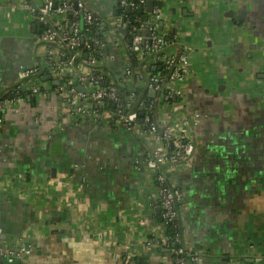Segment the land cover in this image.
I'll use <instances>...</instances> for the list:
<instances>
[{
	"label": "crops",
	"instance_id": "crops-1",
	"mask_svg": "<svg viewBox=\"0 0 264 264\" xmlns=\"http://www.w3.org/2000/svg\"><path fill=\"white\" fill-rule=\"evenodd\" d=\"M17 2L0 0V101L22 81L23 68H46L62 57L61 49L42 40L38 24L14 7ZM85 2L104 19L114 5ZM225 3L214 18L213 9ZM227 10L236 11L234 18L224 17ZM162 12L166 38L177 40L157 55L183 52L190 70L176 84L180 95L156 94L155 119L177 128L183 115L201 114L190 131L193 154L167 169L169 183L183 196L184 242L203 264L233 246L248 248V258L264 264V0H166ZM106 41L100 68L110 81L125 93L137 88L151 96L150 66L138 65L143 81L135 75L125 84L126 52L108 34ZM52 76L66 84L63 75ZM38 85L41 94L20 97L2 113L0 248L21 244L28 251L14 262L0 256V264H124L127 257L130 264H156L161 253L148 236L161 223V210L156 214L154 172L143 163L155 140L116 127L108 111L85 117L70 111L53 82L23 84ZM213 226L222 234L208 235Z\"/></svg>",
	"mask_w": 264,
	"mask_h": 264
},
{
	"label": "built area",
	"instance_id": "built-area-1",
	"mask_svg": "<svg viewBox=\"0 0 264 264\" xmlns=\"http://www.w3.org/2000/svg\"><path fill=\"white\" fill-rule=\"evenodd\" d=\"M9 1L13 4L15 0ZM118 1L119 4H117ZM149 1H154L156 4L160 0H112L113 4H117L116 10L119 14L116 15L111 10L110 16L105 19L89 10L85 0H62L60 4L56 5V8L54 0H45L43 3L18 0L14 7L19 8L28 19L45 28L41 32L43 41L61 49L62 57L59 63L56 64L51 60L46 68H49L52 74L63 75L70 80V83L54 87V92L57 95L67 98L70 111L82 117L90 114L94 116L99 111H104L106 104H113L114 111L108 112L110 120L116 127L136 131L155 140V147L148 152L143 163L154 172L157 189L156 202L161 210L162 222L151 230L153 239H148L149 245L155 244L166 250L161 254L156 264H203L201 254L188 247L184 242V232L179 216V209L183 202L182 192L178 188L172 187L167 178V169L187 163L193 154L194 143L190 131L199 125L201 114L183 115L180 119L181 126L177 128L172 125H162L155 119V99L137 100L139 95L136 94L135 89H131L128 92L129 95L125 94L124 96L122 84L120 86L116 82H111L107 73L100 68L102 50L108 43L106 41L108 34L111 36L112 42L120 43L126 52L128 66L125 70V84L133 83L132 79L135 75L139 81L144 80L138 67L134 68L131 65L129 55L131 52L137 60V65L144 63L147 68L152 65L154 68L161 67L163 70L155 75L148 74L147 87L150 90L156 94L160 92L166 94L167 91H171L168 92L169 96L171 94L180 95L176 84L184 81L189 73V57L183 52L157 55L166 50L173 42L175 43L177 37L171 41L159 33L158 24H149V21L144 20L145 12L134 18L130 16L132 13L145 9ZM127 10L130 11L129 14ZM160 16L161 12L155 6L151 18L159 20ZM126 27H129L128 34L124 36L119 32V29ZM94 30H97L95 34H93ZM143 31L147 32L145 37L141 35ZM86 33L91 34L92 37L88 38ZM101 34L104 40H102ZM129 35L131 40L125 41ZM153 55L157 56L153 58L152 64H147L146 60ZM39 74L38 66L25 67L20 72V79L24 80ZM35 81L40 83V79H35ZM26 82L17 86L12 97L0 101V138L4 124L3 111L23 97L21 94L33 96L42 92L39 85L26 89L23 86ZM78 86L87 88L88 92L78 91ZM82 102L87 105H83ZM133 106L140 107L144 111L142 119L139 112L132 109ZM137 166L140 168L139 161H137ZM140 224L144 225V222L141 221ZM170 224L177 227V231L171 236L165 233L166 225ZM1 234L0 230V236ZM27 251L26 246L20 244L16 249L4 250L0 248V256L9 262H14L22 258ZM130 262L131 258L127 257L124 264H130Z\"/></svg>",
	"mask_w": 264,
	"mask_h": 264
},
{
	"label": "water",
	"instance_id": "water-1",
	"mask_svg": "<svg viewBox=\"0 0 264 264\" xmlns=\"http://www.w3.org/2000/svg\"><path fill=\"white\" fill-rule=\"evenodd\" d=\"M54 3H55V8H56L57 2L55 1ZM117 4H119V1L117 2ZM154 4H155L154 1H149L147 3L146 8L140 10V13L141 14H143L144 12L146 13L145 18H144V20L146 22L149 20V18H151L153 16L154 7H155ZM228 4L229 3H225L224 4L225 5L224 8H221V7L214 8L213 9V17L214 18H218L221 10L228 8V6H229ZM157 5H158V8H159V11H163L164 10V7L166 5V0H160V1H158ZM240 8H241V6H239V9ZM127 13L129 14L130 11L127 10ZM118 14H119V12H118V10H116V15H118ZM235 15H236V11L235 10H227L224 13V17H227V18H234ZM173 16H175V15H172L171 17H173ZM220 23L221 22H219V25H220ZM36 27H39L40 28V32H41V29L43 28V26L41 24H39V25L34 26V29H36ZM163 27H164V24L161 23L160 24L159 31L162 32L163 31ZM128 28L129 27L120 28L119 29V32L122 35L126 36L128 34ZM180 28H181V23H176L175 28L173 29V33H176V31L178 29H180ZM141 35L145 37L147 35V32L146 31H143V32H141ZM156 70H157V68L155 67L153 69V71H156ZM158 70H161V67H159ZM35 79H42V81H44V82H53V84L55 86L60 85V82L59 81H53L52 74H49V75H46V76H42L40 74L39 75H35V76H32V77H29V78H26V79L22 80L18 85L22 84L23 82L31 81V80H35ZM77 90L80 91V92H84V93H87L88 92L87 88H85L83 86H78L77 87ZM150 93H151V96H150L151 98H155L156 97V93L153 90H150ZM176 100L177 99L174 98V101H176ZM140 116H143L142 109H140ZM220 125H222V124L220 123L218 125H214L213 126V130H214L213 132H214V134H216L218 132L217 127L220 126ZM216 138H217V136H215V139ZM205 206L207 207L208 204L205 205ZM156 214H160V209L159 208L156 209ZM160 221L162 222V219H160ZM205 221L207 222V219ZM206 232L208 233V235L210 233H220V234H222V230L216 228L215 226H213V227H211L209 229H206ZM215 242H217V241H215ZM226 247H228V245H226ZM164 251H166V250H164ZM257 252H258V249L255 250V253H257ZM214 255L216 256L217 255V252H214ZM230 255L231 256L227 260H225L223 262V264H245V263H247V264H260L261 263V260L255 258L256 256H254L252 258H247L248 255H249V249L246 248V247H235V246H233L232 249H231ZM240 255H242L243 258H240L239 257ZM245 256H247V257H245Z\"/></svg>",
	"mask_w": 264,
	"mask_h": 264
},
{
	"label": "trees",
	"instance_id": "trees-1",
	"mask_svg": "<svg viewBox=\"0 0 264 264\" xmlns=\"http://www.w3.org/2000/svg\"><path fill=\"white\" fill-rule=\"evenodd\" d=\"M56 2H57V4H60L61 3V0H55ZM116 6H117V4H114L112 7H111V10L112 11H114V13L116 14ZM137 15H141V13L139 12V11H137V12H135V13H132L130 16L132 17V18H134L135 16H137ZM44 29L45 28H42L41 29V32H43L44 31ZM83 29H84V27H83ZM40 30V29H39ZM97 32V30H94V32H93V34H95ZM86 35H87V37L88 38H91L92 37V35L91 34H89V33H86ZM102 35V34H101ZM127 39L125 40V41H129V40H131V36L129 35V36H127L126 37ZM102 40H104L103 39V35H102ZM130 60H131V63H132V66L134 67V68H137L138 67V65H137V60H136V58H135V56H134V54L133 53H131L130 52ZM39 67V71H40V75H42V76H46V75H49V74H52L51 73V70L49 69V68H45V67H40V66H38ZM157 68V70L156 71H153V69H154V66H150L149 68H148V73H151L152 75H155L157 72H162L163 70H158V68L159 67H156ZM61 77V76H60ZM61 80L64 82V83H70V80L68 79V77H66V76H62L61 77ZM17 88V87H16ZM16 91H11V93L13 94V93H15ZM122 92H123V89H122ZM135 92H136V94H138L139 96V98H137V100H153L154 98H151L150 97V94H149V91H147V90H145V91H141V90H138L137 88L135 89ZM12 94H11V96L10 97H12ZM125 94L126 95H129L127 92L125 93V92H123V95L125 96ZM22 96H24L23 94H21ZM123 96V97H124ZM7 97V96H6ZM8 98V97H7ZM132 109H134L135 111H138L139 112V115H140V107H136V106H133L132 107ZM104 110L105 111H114V105L113 104H111V105H108V104H106L105 105V107H104ZM143 113H144V111H142ZM143 118V116H140V118ZM141 118V119H142ZM140 119V120H141ZM177 231V227L176 226H174L173 224H170V225H166V229H165V233L167 234V235H169V236H171V235H173L175 232ZM148 239L149 240H152L153 239V235H150V236H148ZM158 250V252L159 253H161V254H163L165 251L163 250V248H160V247H158L157 248Z\"/></svg>",
	"mask_w": 264,
	"mask_h": 264
},
{
	"label": "flooded vegetation",
	"instance_id": "flooded-vegetation-1",
	"mask_svg": "<svg viewBox=\"0 0 264 264\" xmlns=\"http://www.w3.org/2000/svg\"><path fill=\"white\" fill-rule=\"evenodd\" d=\"M162 11H161V16H160V18H159V20H155L154 18H149V24H158V31H159V29H160V24L161 23H163L164 24V27H163V31L161 32V31H159V33H161L162 35H165V34H167L166 36H168L169 38L171 37L170 36V33H168L167 31H168V29L167 28H165V25L167 24V20L166 19H163V15H162ZM175 16H173L172 18H174ZM155 21H157V22H155ZM181 23V22H180ZM182 25V24H181ZM175 34V33H174ZM232 249V248H231ZM231 249H229V251L228 252H226V253H223V254H221V255H214V252L212 253L213 254V262H211L212 264H223V262L225 261V260H227L231 255H230V253H231ZM240 258H243V256L242 255H240L239 256ZM248 258V257H247ZM245 264H247V263H245Z\"/></svg>",
	"mask_w": 264,
	"mask_h": 264
},
{
	"label": "rangeland",
	"instance_id": "rangeland-1",
	"mask_svg": "<svg viewBox=\"0 0 264 264\" xmlns=\"http://www.w3.org/2000/svg\"><path fill=\"white\" fill-rule=\"evenodd\" d=\"M108 1L109 0H102V2L104 3V4H108ZM107 22H109L108 20H107ZM123 43H124V41H122ZM108 44H105V46H104V50H106L107 48H108ZM219 148V143H217L215 146H212V149H218ZM202 150H203V148H202Z\"/></svg>",
	"mask_w": 264,
	"mask_h": 264
}]
</instances>
